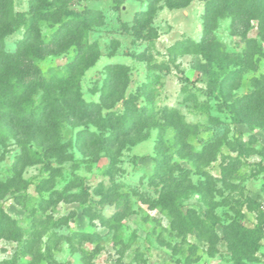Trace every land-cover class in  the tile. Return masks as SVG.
<instances>
[{"label":"rangeland","instance_id":"374dc122","mask_svg":"<svg viewBox=\"0 0 264 264\" xmlns=\"http://www.w3.org/2000/svg\"><path fill=\"white\" fill-rule=\"evenodd\" d=\"M209 1L160 0L137 21L148 0L55 1L32 29L29 0H5L2 46L15 53L34 30L25 55L41 80L0 83V107L46 115L50 137L0 147V209L22 231L0 238V264H264V31L259 18L245 28L217 9L210 43ZM84 11L92 20L69 43L43 49ZM135 110L152 120L109 148L112 124ZM163 151L174 177L188 172L171 194L154 179Z\"/></svg>","mask_w":264,"mask_h":264},{"label":"trees","instance_id":"16d2710c","mask_svg":"<svg viewBox=\"0 0 264 264\" xmlns=\"http://www.w3.org/2000/svg\"><path fill=\"white\" fill-rule=\"evenodd\" d=\"M55 1H64V0H29L30 6V23L32 25V29L38 27V25L43 22L50 20V11L53 5L55 6ZM116 3V8H119L118 1L113 0ZM160 0H148V8L145 12L137 14L135 17V21L138 19L145 20L150 19L153 13L157 10V4ZM169 6L175 7H185L192 0H162ZM5 0H0V27L4 23V19L6 16L5 9ZM224 11L231 10L235 12V14H239V19L236 21L237 24L243 27H248L250 24V20L260 19L261 20V28L262 32L264 31V0H210L208 2V12L206 18V25L208 27L206 39H208L211 43L212 41V11L213 10ZM77 17H75V21H67L63 23L57 33V35L51 41L47 43H41L43 49L47 50H59L62 49L64 44L69 43L67 39L70 38L71 32H76L78 30L86 27L92 20L91 12L84 11L78 12ZM236 25V24H235ZM237 27V26H236ZM37 35L35 31L32 30L27 35L26 41L22 42L17 51L15 53L8 54L4 50V46L0 41V83L6 84L9 82L11 77H17L20 84L17 85V89L22 86V89L32 86L35 82L41 80V71L40 69L34 65L31 57L25 55V52L34 44V39L36 40ZM207 41V40H206ZM208 41V43H209ZM35 45V44H34ZM205 45V42H204ZM33 48V47H32ZM31 49V48H30ZM211 67V65H210ZM227 67V65H226ZM223 70V68H222ZM210 73L213 75L214 70L212 69ZM217 75V73H214ZM212 84H216V79ZM7 89V88H6ZM14 94V95H13ZM9 95L13 98L16 93H13V88L11 89ZM246 107L250 105V98L245 99ZM83 112L82 116L85 120L93 119L96 116L97 106L94 104L81 105L79 107ZM245 107L242 108L244 111ZM76 110L74 114H76ZM152 120V116H148L147 114H142L139 110L133 111L130 116L125 117L124 122L120 125V127H114L112 124V137L108 140L107 145L111 149H120L125 143L132 141L137 138L143 131L144 123ZM113 121V120H112ZM47 116L42 114L40 116L35 117H27L22 119L18 113L13 110H10L8 107H0V128L2 135H0V147L4 146L6 143V139L8 136H12L15 139H22L28 137H36L40 136V140H43L46 137H50L49 131L47 129ZM44 146L50 145L49 141H43ZM163 142L161 141V144ZM185 148H188L189 145H185ZM164 150V149H162ZM4 157H0V161L3 160ZM171 161L170 157L166 155V153L160 152L157 160V166L155 168L154 179L156 184L163 183V193H174L177 192L180 186L184 185L187 180V171H185L184 175H181L180 178L174 177L172 167L170 166ZM21 165L20 160L16 162L13 170L16 175L15 179H13L10 183H8L7 187L12 186L13 183L18 181L19 175L21 173ZM2 184V183H1ZM0 184V197L4 194L2 186ZM57 193H54L56 195ZM57 196V195H56ZM76 197V195H75ZM264 216V215H263ZM264 226V225H263ZM22 234L21 229L15 224V222L6 214L3 210L0 209V238L3 239H11L13 237H20Z\"/></svg>","mask_w":264,"mask_h":264},{"label":"built area","instance_id":"2783aa9c","mask_svg":"<svg viewBox=\"0 0 264 264\" xmlns=\"http://www.w3.org/2000/svg\"><path fill=\"white\" fill-rule=\"evenodd\" d=\"M261 209H262V211H263V215H264V202H263L262 205H261Z\"/></svg>","mask_w":264,"mask_h":264}]
</instances>
